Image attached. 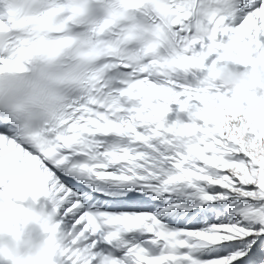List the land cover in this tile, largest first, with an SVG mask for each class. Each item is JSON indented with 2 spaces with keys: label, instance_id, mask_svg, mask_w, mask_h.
<instances>
[{
  "label": "snow or ice",
  "instance_id": "obj_1",
  "mask_svg": "<svg viewBox=\"0 0 264 264\" xmlns=\"http://www.w3.org/2000/svg\"><path fill=\"white\" fill-rule=\"evenodd\" d=\"M262 54L264 0H0V73L39 58L68 86L37 130L0 118L43 185L0 197L54 211L52 264H264V82H205Z\"/></svg>",
  "mask_w": 264,
  "mask_h": 264
},
{
  "label": "clouds",
  "instance_id": "obj_2",
  "mask_svg": "<svg viewBox=\"0 0 264 264\" xmlns=\"http://www.w3.org/2000/svg\"><path fill=\"white\" fill-rule=\"evenodd\" d=\"M257 64L264 73V63L258 61ZM209 81L236 91L264 82V74L257 76L255 72L245 74L217 67L207 73L205 82ZM67 87L60 83L57 70L39 58L26 65L22 73H0V118L14 119L22 126L37 130L60 115ZM191 115L199 118L196 111ZM0 180L9 186L16 181L25 188L38 190V178L30 174L27 166L22 164L19 169L14 168L5 155H0ZM18 203L25 210L13 216L7 200L0 197V264H48L54 248H63L69 236L49 234L55 222L53 210H46L43 205L37 208L34 203ZM80 255L86 259L92 254L81 249ZM94 256L96 264H121L120 258L111 251L97 252Z\"/></svg>",
  "mask_w": 264,
  "mask_h": 264
},
{
  "label": "bare ground",
  "instance_id": "obj_3",
  "mask_svg": "<svg viewBox=\"0 0 264 264\" xmlns=\"http://www.w3.org/2000/svg\"><path fill=\"white\" fill-rule=\"evenodd\" d=\"M246 90H247V89H245V88H240V89L236 90V94L239 96L241 93H245ZM205 114H206V111H205V112H198V117H199L200 119H202L201 117L204 118ZM207 114L210 115V113H207ZM262 115H264V105L260 106V107H259V110H258V112H257V120H258V121L260 120V118H261ZM181 131H182V132H185V133H190V132L194 131V129H193V128H190V127H188V126H184V127L181 129ZM10 206L13 207L11 204H10ZM15 211H17V209L14 207V208H11L9 212H10L13 216L16 215V214H19V213H20V210H19L18 212H15ZM48 264H52V262L48 261Z\"/></svg>",
  "mask_w": 264,
  "mask_h": 264
}]
</instances>
